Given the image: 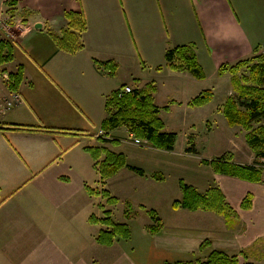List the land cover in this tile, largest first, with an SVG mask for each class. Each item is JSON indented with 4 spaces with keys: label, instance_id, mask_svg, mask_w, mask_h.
Instances as JSON below:
<instances>
[{
    "label": "crops",
    "instance_id": "obj_1",
    "mask_svg": "<svg viewBox=\"0 0 264 264\" xmlns=\"http://www.w3.org/2000/svg\"><path fill=\"white\" fill-rule=\"evenodd\" d=\"M6 1L0 0V40L11 37L14 58L3 65L0 96L11 92L8 73L20 65L23 79L17 91L20 105L0 117V123L43 125L58 132L0 129V199H5L0 204V264H164L204 260L211 250L230 255L241 251L222 217L219 230L211 234L198 224H163L160 232L150 234V223L125 220L130 239H118L109 247L98 244L104 226L91 224L89 217H102L106 207L99 209V204L105 199L87 194L85 186L105 189L110 179L100 184L85 148L103 146L122 153L129 165L143 169L140 178L149 180L152 174L143 164L131 162L121 148L122 143L134 145L126 140V129L113 130L105 138L117 144L97 137L106 117V96L122 85L142 89L153 82L154 103L168 106L160 111L164 130L173 132L170 113L182 109L183 121L188 120L187 103L196 96L182 80L198 82L187 72L166 67L165 50L194 44L205 79L223 64L264 54V0H17L12 15ZM66 11L82 13L86 23L83 48L73 53L57 47L48 34L66 27ZM3 25L10 27V34ZM107 61L117 64L114 75L97 64ZM159 82L173 85L178 97L186 98L161 99ZM188 92L193 94L186 96ZM122 171L136 176L126 169L116 175ZM222 178L213 185L238 214L245 195H236L231 187L245 183ZM205 213L210 214L204 212L201 220H217ZM204 241L210 246L200 253Z\"/></svg>",
    "mask_w": 264,
    "mask_h": 264
},
{
    "label": "trees",
    "instance_id": "obj_2",
    "mask_svg": "<svg viewBox=\"0 0 264 264\" xmlns=\"http://www.w3.org/2000/svg\"><path fill=\"white\" fill-rule=\"evenodd\" d=\"M8 7L7 13L13 14L17 5V0L6 1ZM66 27L58 34L48 30L57 47L73 53L83 48L81 41L82 34L86 29L85 18L82 13L74 11L64 12ZM13 55V40L5 37L0 40V74L6 72L3 65L11 62ZM165 66L173 71L187 72L197 80L205 79L206 75L201 67L194 44L179 45L165 50ZM98 65L105 67L110 75L117 71V64L113 61L104 63L97 62ZM246 69L247 75H239L241 69ZM162 66L156 67L160 71ZM218 76L224 74L230 75V84L235 93L234 96L227 97L220 112L224 116L228 126L241 127L245 133V142L254 152L256 160L264 159V54H259L248 59L239 60L233 64H223L217 70ZM23 79V68L18 66L15 72L8 73L7 86L11 91H18ZM122 85L109 93L105 98L106 117L101 122L100 128L103 136L99 138L100 142H112L117 144L116 140L108 141L105 139L113 130L124 128L133 133L137 138L143 140L151 147L164 151H172L176 141L174 132L164 130V122L160 116L161 110H168V107H158L154 103L153 94L155 86L153 82L147 83L142 89L133 88L129 92H124ZM213 92L210 89L201 91L187 103L189 107H202L213 99ZM0 129L40 131L48 133H57L46 126H28V125H9L2 124ZM60 132V131H59ZM194 135L188 137L187 153H194L192 146ZM85 151L90 154L94 160V168L99 174L100 184L104 185L106 180L113 177L121 169H127L134 174L143 177L145 172L142 168L129 165L125 156L121 153H115L103 146L86 147ZM231 152H224L219 157L212 160H203L204 165L211 167L216 175H223L239 179L241 181L254 184L262 183L263 167L259 163L239 164L233 161ZM153 178L162 180V176L155 173ZM181 198L172 202L173 210H187L190 212L203 211L214 213L223 218L228 228H233L238 218L237 212L226 201L221 190L212 186L205 192H199L194 186L179 180ZM87 194L101 196L109 205L118 203V199L111 196L107 189L98 190L85 186ZM5 199H0V204ZM253 203V194L247 193L241 201L242 210H250ZM128 204V203H127ZM102 207V206H101ZM151 220V225L147 226L150 234L160 232L163 227L161 218L157 212L150 209L145 210ZM134 213L131 205H127L124 215L127 219L133 218ZM112 213L109 210H103V217L98 218L95 215L89 217L91 224H100L104 226L96 237V242L103 246H112L118 239L128 240L131 237V229L126 222H115L112 219ZM209 246L208 241L200 245ZM263 254V255H262ZM239 256L247 259L248 257L240 251L239 254L230 255L222 251L211 250L207 257L195 261H178L164 264H239ZM264 259V253L260 254ZM250 257V256H249ZM252 258H255L252 256Z\"/></svg>",
    "mask_w": 264,
    "mask_h": 264
},
{
    "label": "rangeland",
    "instance_id": "obj_3",
    "mask_svg": "<svg viewBox=\"0 0 264 264\" xmlns=\"http://www.w3.org/2000/svg\"><path fill=\"white\" fill-rule=\"evenodd\" d=\"M238 74L247 75V71L243 68ZM188 75L190 76V74ZM226 75L223 78L218 76V74H210L204 80H197L191 76L198 82V85H189L182 80V86L189 88L190 92H196L194 94L197 95L203 90L210 89L214 96L211 102L202 106L203 108L190 107L187 116L188 120L186 121H183L185 114L182 109L178 110V112L181 111L182 113H170L171 128L177 136L172 151L153 150L151 153L147 149V146L151 147L148 144L147 146L137 147L132 144L122 143L121 148L131 156V162L143 164L146 172L152 175L147 176L149 179L147 180L140 178L136 174L135 178L133 176L130 177L124 171L121 172V176L115 174V177L109 178V185L105 189L110 192L111 196L118 199V203L109 205L104 200V205L99 204V209H105L106 207V210L111 211L112 219L115 222L122 223L134 220L140 225L148 223L151 225V220L145 210L152 209L157 212L162 223L168 227L181 226L182 224H190L196 227L195 225L198 224L197 227L201 225L205 228L206 234L214 233L216 229L219 230L218 222H223L220 216L214 213H205L206 215H211L209 219L214 217L217 220H201L202 216L200 215H203V211L173 210L171 205L173 201L181 198L182 193L179 188V180L181 179L189 185H197L199 192L204 190L202 188H207V186H212L217 181L223 180V175H216L211 167L204 165L202 161L212 160L224 152H231L233 155L232 159L236 163H259L264 170V159L256 160L254 152L245 142L246 132L239 126H228L220 112L224 100L229 96L235 95L230 84V75ZM158 86L161 91L159 96L163 100L171 97L186 98L184 97L185 95L178 97V92L173 88V85H164L159 82ZM178 86L179 84H177ZM188 94L193 93L188 92L186 96ZM190 124L192 125L191 127H189ZM192 134L194 137L191 145L194 146L195 152L187 153L188 137ZM152 172L161 175L162 180L154 179L153 175L155 173ZM212 175H215V181ZM238 181L245 183V185L240 184L239 186L236 185L234 187L233 185L231 187L236 191V195L240 194L243 197L248 192H252L255 195V199L250 211L245 212L241 208L238 209L236 224L231 228V239L237 243V247H242L241 251L248 257L244 259L239 256V264H264V259L260 256L262 252L264 253V172L263 180L260 184ZM127 203L131 205V210L136 213L131 219H127L124 215ZM101 215L103 217V212ZM212 225L214 229H212ZM209 246H203L200 253ZM239 253L240 251H237V254ZM252 256L255 258H252Z\"/></svg>",
    "mask_w": 264,
    "mask_h": 264
},
{
    "label": "built area",
    "instance_id": "obj_4",
    "mask_svg": "<svg viewBox=\"0 0 264 264\" xmlns=\"http://www.w3.org/2000/svg\"><path fill=\"white\" fill-rule=\"evenodd\" d=\"M4 29L10 34V27L7 25H3ZM124 92L131 91V88L129 86H126L123 88ZM21 103V95L17 91H11L9 95H1L0 96V117H4L8 112H10L12 109L19 106ZM99 135L102 134L101 131L98 133ZM127 140L134 145L137 146H144L145 143L143 140L137 138L133 133H128Z\"/></svg>",
    "mask_w": 264,
    "mask_h": 264
},
{
    "label": "water",
    "instance_id": "obj_5",
    "mask_svg": "<svg viewBox=\"0 0 264 264\" xmlns=\"http://www.w3.org/2000/svg\"><path fill=\"white\" fill-rule=\"evenodd\" d=\"M39 27V26H38Z\"/></svg>",
    "mask_w": 264,
    "mask_h": 264
}]
</instances>
